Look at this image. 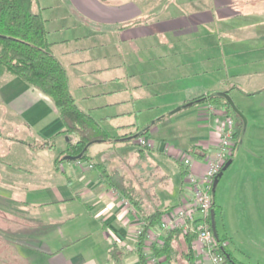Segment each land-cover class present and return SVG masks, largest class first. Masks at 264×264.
I'll list each match as a JSON object with an SVG mask.
<instances>
[{
  "label": "crops",
  "instance_id": "crops-1",
  "mask_svg": "<svg viewBox=\"0 0 264 264\" xmlns=\"http://www.w3.org/2000/svg\"><path fill=\"white\" fill-rule=\"evenodd\" d=\"M34 9L79 107L117 139L149 129L156 147L141 151L139 137L107 140L90 146L88 161H62L69 139L57 136L64 123L53 100L0 64V242L16 264H140V218L177 206L181 158L197 155L201 172L218 143L215 126L228 111L220 105L210 116L202 105L213 103L199 98L247 87L264 94V0H34ZM40 141L49 143L33 147ZM130 144L136 152L126 159L119 151ZM237 160L235 149L216 185L218 235L238 264H264L263 164ZM106 169L132 179L138 206Z\"/></svg>",
  "mask_w": 264,
  "mask_h": 264
},
{
  "label": "trees",
  "instance_id": "trees-1",
  "mask_svg": "<svg viewBox=\"0 0 264 264\" xmlns=\"http://www.w3.org/2000/svg\"><path fill=\"white\" fill-rule=\"evenodd\" d=\"M46 22L43 14L34 9V0H0V64L8 72L22 78L53 100L64 123L63 131L57 136L63 135L69 138L67 147L60 157L61 160L65 161L66 156L69 155L82 154L79 160L88 161L89 148L97 142L107 140L130 142L148 133L149 129L135 137L117 139L112 137L92 114L79 107L69 88L66 69L52 51ZM199 100L217 103L225 107L228 112L234 111L225 94L221 92L202 96ZM240 120L244 122L242 118ZM243 122L238 121V128L234 134L235 149L237 140L241 137ZM48 143L49 141H40L33 147L42 148ZM139 148L141 151L147 149L142 146ZM105 173L114 188L128 198L135 207L139 205L137 189L132 179L126 177L120 170L111 172L106 169ZM213 207L217 216L219 212L215 201ZM168 209L170 208L156 209L143 217L150 224H156ZM138 212H142V209ZM194 238L193 233L173 230L165 236L161 245L153 243L149 246L146 237L140 236L136 241L134 252L140 264H152L150 257L146 255L148 248L158 259L155 264H194L192 250ZM6 247V243L0 242V253H6ZM5 255L0 254V264H6V260L2 259L6 257Z\"/></svg>",
  "mask_w": 264,
  "mask_h": 264
},
{
  "label": "built area",
  "instance_id": "built-area-1",
  "mask_svg": "<svg viewBox=\"0 0 264 264\" xmlns=\"http://www.w3.org/2000/svg\"><path fill=\"white\" fill-rule=\"evenodd\" d=\"M209 109L212 115L219 114L216 104H211ZM217 123L215 128L218 133V143L205 158V166L201 172H197L195 157L192 154H186L181 158L185 183L181 202L168 209L156 224H150L141 217L136 230V238L145 236L149 246L153 243L161 245L165 236L173 230L195 234L192 242L194 264H238L230 256L228 239L219 235L216 237L209 222L211 212L214 210L215 182L224 172L226 163L232 159L236 145L234 137L236 119L228 112H224L221 113ZM138 145L148 149L156 147L155 143L144 135L139 137ZM126 203L130 204L131 201L126 199ZM146 255L150 257L152 264L158 261L150 248L147 249Z\"/></svg>",
  "mask_w": 264,
  "mask_h": 264
},
{
  "label": "rangeland",
  "instance_id": "rangeland-1",
  "mask_svg": "<svg viewBox=\"0 0 264 264\" xmlns=\"http://www.w3.org/2000/svg\"><path fill=\"white\" fill-rule=\"evenodd\" d=\"M217 61V60H216ZM226 69V68H225ZM227 71V69H226ZM228 72V71H227ZM246 86V85H244ZM246 88V87H244ZM248 88V89H247ZM245 90H251L249 87H247ZM246 91H240L238 89L233 90L232 93H229L231 98L233 99L235 105L243 112L246 122L240 120L241 117L235 112L231 111L228 112L230 116L235 118L237 121L243 122L242 123V133L240 139H238V144L236 146V155L238 156L237 163L240 164V166H246L251 164H259L260 163V171L262 169V164L264 168V111L261 110L262 112L259 113L258 109L261 105V103L264 102V94H259L256 96H252L249 92ZM208 104V105H207ZM210 103H203V112H207L206 110L208 109L209 115L213 116L212 113L210 112ZM218 106V109H220V105L216 104ZM178 108V107H177ZM176 108V109H177ZM206 109V110H205ZM261 109V108H260ZM224 117V116H223ZM240 118V119H239ZM132 147L131 149H126L125 151H119L124 157H127L126 159H130L133 157L132 153L133 151L136 152V148L133 145H129ZM96 147V146H95ZM93 147L90 151L92 152ZM90 152V153H91ZM163 156L159 157V160L163 162L165 165V168L168 170L173 175L174 181H179L180 179V171L179 168L177 167V164L175 161L170 160L166 158L164 154ZM195 158H197V155H193ZM169 160V161H168ZM159 161V162H160ZM162 163V164H163ZM227 170V169H225ZM224 170V172H225ZM180 182V181H179ZM219 212V211H218ZM232 219V217H230ZM217 223H218V228L221 230V216L220 213L217 214ZM232 228H234V221L232 220ZM7 245V251L6 253H2V256L5 255L6 257H3L2 259L6 260V264H16V259L12 257L10 254L11 252V246L9 243H6ZM255 246L250 247L251 252L257 253L259 256H261V253L254 249ZM260 249L262 247L258 246ZM238 258H242V256H245L242 251L237 252ZM243 259V258H242Z\"/></svg>",
  "mask_w": 264,
  "mask_h": 264
},
{
  "label": "water",
  "instance_id": "water-1",
  "mask_svg": "<svg viewBox=\"0 0 264 264\" xmlns=\"http://www.w3.org/2000/svg\"><path fill=\"white\" fill-rule=\"evenodd\" d=\"M225 96H226L227 100L229 101L230 105L232 106L233 110L246 122V118H245L243 112L235 105L231 96L228 93H225ZM180 108L181 107H178L177 110H179ZM67 139H69V138L67 137ZM81 157H82V154H79L77 156L69 155V156H66V159H68V160H79V159H81ZM230 163H231V160L226 163L224 170L230 165ZM222 174H223V172L220 174V176ZM217 183H218V180L215 182V185H217ZM211 224H212V229L214 231L215 236L218 237V229H217V225H216L215 210H212V212H211Z\"/></svg>",
  "mask_w": 264,
  "mask_h": 264
}]
</instances>
